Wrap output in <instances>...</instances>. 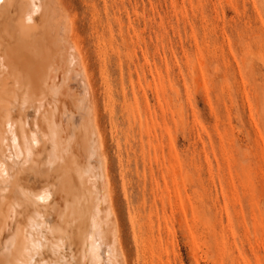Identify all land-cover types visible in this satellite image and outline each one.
<instances>
[{
    "label": "rangeland",
    "instance_id": "rangeland-1",
    "mask_svg": "<svg viewBox=\"0 0 264 264\" xmlns=\"http://www.w3.org/2000/svg\"><path fill=\"white\" fill-rule=\"evenodd\" d=\"M62 4L93 74L127 264H264L261 0ZM13 163L21 186L0 193L33 209L19 190L38 175ZM43 238L36 263L63 252Z\"/></svg>",
    "mask_w": 264,
    "mask_h": 264
},
{
    "label": "bare ground",
    "instance_id": "bare-ground-1",
    "mask_svg": "<svg viewBox=\"0 0 264 264\" xmlns=\"http://www.w3.org/2000/svg\"><path fill=\"white\" fill-rule=\"evenodd\" d=\"M63 2L0 0V184L11 189L13 179L18 190L19 178L13 181L23 173L11 166L15 159L39 180L34 174L32 186L19 187L33 206L25 204L29 222L18 212L21 202L16 209L15 190L1 188L0 240L11 236L0 242V264H127L93 74ZM45 216L43 235V224L40 232L34 223ZM42 235L53 238L54 253L63 250H47L50 263L34 260Z\"/></svg>",
    "mask_w": 264,
    "mask_h": 264
}]
</instances>
